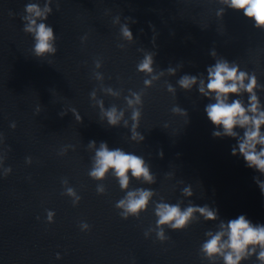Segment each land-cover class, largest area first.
Wrapping results in <instances>:
<instances>
[{
    "label": "water",
    "instance_id": "95a60500",
    "mask_svg": "<svg viewBox=\"0 0 264 264\" xmlns=\"http://www.w3.org/2000/svg\"><path fill=\"white\" fill-rule=\"evenodd\" d=\"M44 2L0 0V172L11 169L0 176V264H207L199 245L219 220L243 214L264 224V198L252 179L264 177L229 154L233 140L212 137L203 113L208 101L195 86L166 91L183 74L202 76L214 62L212 50L255 72L264 86V32L227 8L217 18L218 0H50L45 22L57 51L39 59L20 17L27 3ZM121 23L128 24L133 42L120 38ZM144 51L154 53L157 74L150 86L135 69ZM169 66L176 67L175 75L160 74ZM133 92L141 98L135 105L141 142L130 139L131 108L124 98ZM257 95L264 105V87ZM174 105L186 116L172 113ZM111 106L123 110V126L104 123L103 109ZM89 140L134 152L149 164L155 183L129 181V190H154L139 217L120 219L113 205L123 192L111 175L89 179ZM185 185L191 186L190 198L180 193ZM66 188L80 198L75 206L63 195ZM160 199L207 204L218 220L196 217L184 230H165L164 243L154 233L146 239ZM48 210L51 223L45 221ZM81 222L87 231L80 230ZM246 264H256L255 257Z\"/></svg>",
    "mask_w": 264,
    "mask_h": 264
},
{
    "label": "clouds",
    "instance_id": "9594fccd",
    "mask_svg": "<svg viewBox=\"0 0 264 264\" xmlns=\"http://www.w3.org/2000/svg\"><path fill=\"white\" fill-rule=\"evenodd\" d=\"M218 3L221 7L215 12L217 18H220L227 8L238 12L252 24L253 28L264 32V0H218ZM51 12L50 0H45L43 6L38 3H27L20 17L22 32L32 39V55L39 59L52 57L57 51L56 36L52 26L45 22ZM119 35L122 40L133 42L127 23L120 24ZM153 55L152 52L144 51L142 58L135 66L136 71L145 77L143 79L145 86H150L152 80L156 78ZM209 55L214 62L206 66L202 76L183 74L176 80L175 87L169 83L166 91L175 93L176 88L189 91L195 86L197 93L208 101L204 105L203 113L212 126V137L233 140L234 145L230 147L229 154L241 159L247 169L264 177V105L261 104L257 95V89L264 86L258 84L255 72L245 71L235 61L230 62L223 57H217L215 50H212ZM165 72L175 75L176 67L169 66L160 70V74ZM124 99L126 105L131 108L130 139L141 142L144 137L136 131L141 111L140 108L135 107L141 104V98L138 93L133 92ZM72 112L75 120L79 122V114L75 109ZM171 112L186 116L185 110L176 105L171 108ZM59 115L62 116L64 113ZM103 115L104 123L108 127L123 126L121 124L124 117L123 110L111 106L103 109ZM124 124L126 125L127 121H124ZM14 127V123L9 124V128ZM88 146L94 147L88 171L89 179L99 182L106 175H111L123 192L122 197L113 205L120 219L139 217L147 210L154 196V190L150 187L129 190L130 179L144 185L155 183V177L144 157L119 147L109 148L103 141L96 146L95 141L89 140ZM158 155L161 154L158 153ZM28 163L30 160L26 157L25 164ZM2 164L3 161L0 160V165ZM2 169L0 176L8 175L11 171L9 167ZM252 179L261 197L264 198V179H257L255 175ZM101 192L102 188L98 184L97 195ZM180 193L185 198L193 195L190 185H185ZM63 195L70 198L73 206L79 202L80 198L75 195L72 188H66ZM53 215L52 211H46L45 221L51 223ZM152 215L154 224L143 235L147 239L150 233H154L155 240L160 243L168 239L165 230L170 232L184 230L196 217L204 222L218 220L217 210L207 204L189 202L182 206L180 201L170 203L164 199L157 200L153 204ZM88 227L85 222L79 224L81 231H87ZM203 237L198 253L207 264H218V262L219 264H246L253 256L256 264H264V224H254L243 214L226 221L219 220L215 229L205 231ZM55 258L60 259L59 253Z\"/></svg>",
    "mask_w": 264,
    "mask_h": 264
}]
</instances>
